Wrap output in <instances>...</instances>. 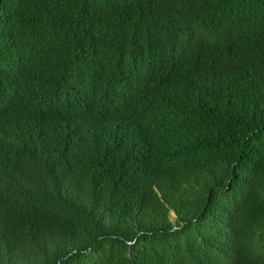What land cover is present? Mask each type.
I'll use <instances>...</instances> for the list:
<instances>
[{
	"label": "trees",
	"instance_id": "trees-1",
	"mask_svg": "<svg viewBox=\"0 0 264 264\" xmlns=\"http://www.w3.org/2000/svg\"><path fill=\"white\" fill-rule=\"evenodd\" d=\"M0 264H264V0H0Z\"/></svg>",
	"mask_w": 264,
	"mask_h": 264
},
{
	"label": "rangeland",
	"instance_id": "rangeland-1",
	"mask_svg": "<svg viewBox=\"0 0 264 264\" xmlns=\"http://www.w3.org/2000/svg\"><path fill=\"white\" fill-rule=\"evenodd\" d=\"M170 217H171V220H174V215L172 213H171Z\"/></svg>",
	"mask_w": 264,
	"mask_h": 264
}]
</instances>
